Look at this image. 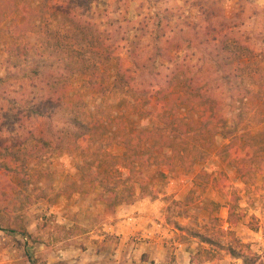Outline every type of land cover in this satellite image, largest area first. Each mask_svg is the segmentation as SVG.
Segmentation results:
<instances>
[{
  "label": "rangeland",
  "instance_id": "obj_1",
  "mask_svg": "<svg viewBox=\"0 0 264 264\" xmlns=\"http://www.w3.org/2000/svg\"><path fill=\"white\" fill-rule=\"evenodd\" d=\"M42 2L13 0L0 13V264H264V167L245 183L218 153L230 134H264V0H56L62 9L53 17L54 29L67 32L63 14L76 9L121 46L115 59L104 61L81 45L90 71L106 72L108 87L97 93L83 85L81 74L71 78L81 119L105 132L91 142L80 143L79 136L77 147L58 144L56 131L70 126L39 98L52 71L33 54L35 35L19 27L24 10ZM220 11L250 48L245 83L251 93L244 99L233 97L215 65L217 44L203 35L207 26L222 22ZM132 42H138L134 55L127 50ZM137 47L153 83L166 84L174 74L177 91L188 76L209 78L208 88L222 99L224 123L213 137L188 136L194 140L189 167L176 162L168 169L171 152L165 148L151 150L148 163L143 156L146 191L138 188L133 204L109 210L99 199L104 170L121 173L108 177L110 188L129 174L112 159L126 151L121 136L164 127L147 92L115 81L119 64L135 71ZM179 112L199 122L198 112Z\"/></svg>",
  "mask_w": 264,
  "mask_h": 264
},
{
  "label": "trees",
  "instance_id": "obj_2",
  "mask_svg": "<svg viewBox=\"0 0 264 264\" xmlns=\"http://www.w3.org/2000/svg\"><path fill=\"white\" fill-rule=\"evenodd\" d=\"M12 1L0 0L1 14L10 10L7 5L11 6ZM56 3V0H43L39 8L25 9L23 12L24 21L19 24L21 25L19 27H22L24 32H31L35 35L36 40L32 45L33 54L52 71L51 74L45 76L43 82L48 80L49 86L44 89V92L42 90L39 98L47 100L46 104L50 108L54 107L58 119L70 126V129L59 128L56 131L61 136L58 144L65 147L69 145L77 147L79 136L80 143H84L85 140L91 142L101 139L105 132L99 128L98 123L94 124L92 121L86 123L81 119L79 104L77 101H73L74 96H71V78L76 74H81L83 85L97 93H102L108 87L106 72H102L96 67L95 71H90L89 68L93 67L92 62L83 57L81 45L85 44L86 48H89L96 56L102 57L104 61L115 59V52L121 46L117 44L113 46L111 44L113 36L102 30L99 24L87 20L76 9L70 8L71 10H65L63 14L70 25L67 32L63 33L54 29L51 26L55 20L53 17L60 14L57 9H62ZM217 19L222 22L213 27L207 26L203 30L204 38L205 40L211 39L212 43L217 44L214 49L215 65L226 78L233 97L244 99L251 93L245 83L251 63L250 58H246L250 48L246 44L247 41L245 44L240 43V39L237 38L240 37L236 31L237 25L231 24V20L224 16L223 11L219 12ZM207 42L205 41V43ZM137 44L138 42L128 44L127 50L129 49L130 55L135 54ZM137 49L139 51L137 56L131 58L135 71L125 69L122 64H119L115 81L125 83L131 91L147 92L150 108L163 120L164 127L134 131L121 136V145L126 151L120 157L112 156V159L122 162V166L129 171V174L120 187L110 188L108 179L112 172L121 173L119 168L114 169L110 166L104 170L105 178L100 182L104 187L99 199L105 203L109 210H114L123 204H133L138 199V188L143 193L146 191L148 185L140 177L141 169L145 167L140 165L143 156L148 163L151 158V150L165 148L171 152V155L165 160L168 169H172L176 162L182 167H189L187 161L194 151V147L191 146L194 140L188 136L201 134L203 139H206L208 135L213 137L219 133L220 124L224 123L221 116L222 99L213 89L208 88L209 78H205L204 82L199 77L188 76L181 89H177V91L175 90L176 75L174 74L167 77L166 84L153 83L145 76V73L150 71L146 68L143 53L138 47ZM138 72H140L139 77L131 76ZM41 74V71L38 70L37 75ZM75 97L79 102L82 101L80 96ZM184 108L198 112L199 122L189 119L190 114H188L189 117L187 115L186 117L180 116L179 111ZM74 129L80 130V135H77V131H73ZM166 130L179 132L183 135L174 138ZM227 137L229 143L220 148L218 153L224 161L237 167L240 178L247 183L264 167V134L236 133ZM145 143H149L147 152L142 150V145ZM235 207L234 205L230 209L231 217ZM68 231L71 232V230ZM21 233L25 236L28 235L25 229Z\"/></svg>",
  "mask_w": 264,
  "mask_h": 264
}]
</instances>
